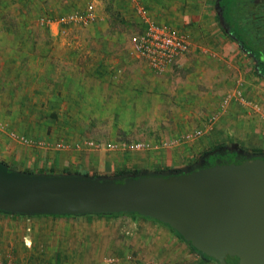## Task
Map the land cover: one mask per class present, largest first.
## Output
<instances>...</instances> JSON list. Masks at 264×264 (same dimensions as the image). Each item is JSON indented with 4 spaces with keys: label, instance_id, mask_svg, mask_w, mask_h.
Masks as SVG:
<instances>
[{
    "label": "rangeland",
    "instance_id": "rangeland-1",
    "mask_svg": "<svg viewBox=\"0 0 264 264\" xmlns=\"http://www.w3.org/2000/svg\"><path fill=\"white\" fill-rule=\"evenodd\" d=\"M87 1L40 0L46 7L43 13L53 21L43 27L89 42L88 50L100 51L106 76L98 77L100 82L90 90L94 97L88 101L87 96L82 107L64 109L62 114L49 108L51 123L30 116L16 120L19 110L6 108L0 92V157L10 167L122 178L194 173L219 146L264 154V76L253 57L222 30L216 0H98L94 23L57 25L62 14L83 8ZM11 4L13 0H0L2 7ZM140 5L157 23L178 29L191 43L190 52L166 72L151 70L143 57L130 52L128 40L142 27L136 12ZM2 17L15 21L9 13ZM93 60L89 57L87 66L94 67ZM44 110L48 111L39 109L42 114ZM34 127L45 131V137L31 133ZM197 130L202 134H193ZM134 141H147L151 147L125 146ZM32 148L49 154L64 151L75 158L64 167L42 159L36 165L28 157L13 164ZM212 192L218 194L221 187ZM3 214L4 264H216L194 252L166 225L137 214Z\"/></svg>",
    "mask_w": 264,
    "mask_h": 264
},
{
    "label": "water",
    "instance_id": "water-1",
    "mask_svg": "<svg viewBox=\"0 0 264 264\" xmlns=\"http://www.w3.org/2000/svg\"><path fill=\"white\" fill-rule=\"evenodd\" d=\"M221 187V192H212ZM0 210L136 212L166 223L217 264H264V163L202 174L94 178L18 171L0 160Z\"/></svg>",
    "mask_w": 264,
    "mask_h": 264
},
{
    "label": "crops",
    "instance_id": "crops-1",
    "mask_svg": "<svg viewBox=\"0 0 264 264\" xmlns=\"http://www.w3.org/2000/svg\"><path fill=\"white\" fill-rule=\"evenodd\" d=\"M39 1L13 0L10 6L0 5V92L9 106L6 108L14 107L19 110V117L16 116V120L21 121L25 116H30L33 121L51 123L49 108H57L58 113L62 114L64 109L82 107L87 101L86 98L89 97L90 101L94 97L90 95V90H95L96 81L100 82L98 77L105 78L106 75L102 74L100 51L88 50L89 42L82 38L73 39L56 35L52 26L50 29L43 27L44 24L39 22V18L46 15L43 13L46 7L40 5ZM7 13L15 18V21L11 23L3 21L4 17L1 16ZM171 29L178 30L174 27ZM91 44H95L94 40ZM89 57L92 60H99L101 67L98 68L99 65L95 62L97 60H93L94 67L87 66L86 61ZM40 108H47L48 111L44 110L45 114H42ZM34 129H31V133L40 138L45 137V131H38V127ZM38 150L40 151L29 149L27 154L19 155L13 164L25 161L28 157V161L36 165L42 159L55 166L64 167L75 158L64 151L56 150V153L49 154L44 148ZM13 158L12 155L9 157L10 160ZM0 160L6 161L1 157ZM0 215L4 214L0 212Z\"/></svg>",
    "mask_w": 264,
    "mask_h": 264
},
{
    "label": "built area",
    "instance_id": "built-area-1",
    "mask_svg": "<svg viewBox=\"0 0 264 264\" xmlns=\"http://www.w3.org/2000/svg\"><path fill=\"white\" fill-rule=\"evenodd\" d=\"M98 0H88L82 10L70 11L62 14L57 20V25L67 23H80L88 25L94 23L98 17L97 14ZM137 14L141 21L142 27L139 31L133 33L128 42L131 46V53L143 57L151 70L155 72H166L181 57L185 56L191 50V43L181 33L172 30L165 24L157 23L151 16L147 7L137 6ZM41 24H50L53 22L49 16L42 15L39 18ZM61 32L64 31L63 27ZM264 115V112H263ZM193 134H202L201 130ZM24 141H31L25 136ZM90 144H92L90 142ZM134 150L148 149L151 144L147 141H134L126 144ZM61 148L66 145L60 144ZM70 147V146H68ZM67 147V148H68ZM0 264H4L0 261Z\"/></svg>",
    "mask_w": 264,
    "mask_h": 264
},
{
    "label": "trees",
    "instance_id": "trees-1",
    "mask_svg": "<svg viewBox=\"0 0 264 264\" xmlns=\"http://www.w3.org/2000/svg\"><path fill=\"white\" fill-rule=\"evenodd\" d=\"M216 10L219 23L222 30L228 34L233 40L237 41L241 49L248 53L255 60L257 70L260 74L264 76V0H216ZM222 146L217 147V149L210 152L205 161L207 165L198 168L197 170L202 174L207 173L210 169L215 168L213 163L218 157H221L224 151ZM218 161V160H217ZM177 173H166V174H156L157 175H176ZM190 174V173H189ZM135 176H124L122 178H130ZM91 177V176H90ZM93 177V176H92ZM119 178V177H118ZM1 213L21 216L23 214L35 215V214H50V213H11L0 210ZM87 214H97V215H122L137 214L142 217L153 219L160 222L154 218L141 215L136 212H112V213H87ZM50 216H78L76 214H50ZM167 227H169L182 241L187 243L189 247L196 253L202 255L204 258L213 259L195 247H193L189 242H187L182 235H180L176 230L171 228L166 223L160 222ZM216 261V260H215ZM217 264V261H216Z\"/></svg>",
    "mask_w": 264,
    "mask_h": 264
},
{
    "label": "flooded vegetation",
    "instance_id": "flooded-vegetation-1",
    "mask_svg": "<svg viewBox=\"0 0 264 264\" xmlns=\"http://www.w3.org/2000/svg\"><path fill=\"white\" fill-rule=\"evenodd\" d=\"M223 151L224 152L220 154L221 157H218L217 159L218 161L215 160L216 162L213 163V166H215L216 169H218L220 166L238 168L242 163L253 159L261 160V162L264 163V154H259V153L249 154L247 152L233 148H226ZM204 165H207V162H205Z\"/></svg>",
    "mask_w": 264,
    "mask_h": 264
}]
</instances>
